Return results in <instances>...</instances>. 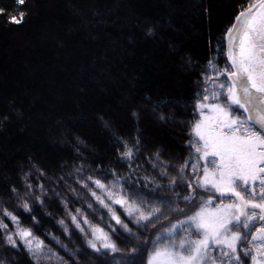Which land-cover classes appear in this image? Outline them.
Instances as JSON below:
<instances>
[{
	"label": "trees",
	"instance_id": "obj_1",
	"mask_svg": "<svg viewBox=\"0 0 264 264\" xmlns=\"http://www.w3.org/2000/svg\"><path fill=\"white\" fill-rule=\"evenodd\" d=\"M252 2L26 0L21 6L0 0V220L8 225L0 230V264H113L112 253L88 247L92 236L84 218L108 234L117 257L138 245L131 259L146 264L152 251L146 239L155 240L162 224L185 218L175 209L188 212L210 197L209 208L221 203L199 188L185 202L195 177L190 165L180 169L191 161L202 174L205 162L190 147L200 118L197 99L214 87L205 84L213 75L209 61L229 66L225 34ZM20 11L23 22L10 23L9 14L19 18ZM126 148L131 159L122 156ZM93 192L139 240L112 220ZM113 199L160 207L167 218L156 228L138 225L127 205ZM4 210L42 242V256L22 242L15 248L6 242L17 225ZM238 255L239 262L228 264H252L251 256Z\"/></svg>",
	"mask_w": 264,
	"mask_h": 264
},
{
	"label": "snow or ice",
	"instance_id": "obj_2",
	"mask_svg": "<svg viewBox=\"0 0 264 264\" xmlns=\"http://www.w3.org/2000/svg\"><path fill=\"white\" fill-rule=\"evenodd\" d=\"M25 2L16 0L21 6ZM3 14L4 10L0 9V15ZM24 16L23 11H20L19 18L15 13L9 14V22L20 24ZM225 37L229 66L220 69L209 61L208 67L213 75L206 76L205 84L212 82L214 87L210 92L205 87L202 98L198 97L196 103L200 119L192 128L194 139L190 147L195 149L197 161L205 162L202 174L201 166L191 164V161H186L180 169L183 172L190 165L195 177L188 184L191 191L184 197L185 202L195 198L199 188L212 191L214 196L221 198V203L210 210L209 205L213 203L210 197L188 212L175 209L185 218L162 224L155 240L146 239L145 243L150 241L152 244L146 264H217L218 260L221 264H228L240 261L239 252L251 256L252 264H264V0H253L243 8L235 16V22L227 29ZM221 77L225 79L220 80ZM122 156L131 159L132 149L126 148ZM161 175H167V172L162 171ZM93 183L102 190L106 188L100 180ZM171 183H176L175 178ZM92 195L109 208L112 220L129 236L140 239L100 196L95 192ZM106 195L109 199L113 197L111 191H106ZM223 199L231 202L223 203ZM113 203L122 207L127 205L126 214L129 217L135 215V222L138 225L143 223L144 227L156 228V221L167 218L160 207L148 208L145 204L125 199H113ZM196 207L199 210H195ZM23 208L30 210L27 202L23 203ZM3 214L17 225L15 233L5 236L6 242L13 248L18 241L22 242L34 257L42 256V242L35 241L30 230L19 226L16 215L7 210ZM72 220L81 232L85 231L76 216H72ZM257 221L259 227H255ZM83 223L89 225L92 238L87 240V245L92 251L112 253L113 264H135L131 257L137 254L138 245L132 246L127 257L123 253L117 257L115 254L120 250L108 234L90 225L86 218ZM7 228L8 225L0 220V230ZM194 235L197 238L193 239ZM213 249L219 252L218 256Z\"/></svg>",
	"mask_w": 264,
	"mask_h": 264
},
{
	"label": "rangeland",
	"instance_id": "obj_3",
	"mask_svg": "<svg viewBox=\"0 0 264 264\" xmlns=\"http://www.w3.org/2000/svg\"><path fill=\"white\" fill-rule=\"evenodd\" d=\"M235 22V21H234ZM226 46H227V41H226ZM200 119V118H199ZM214 204H216V203H214ZM215 207H213V208H209L210 210H212V209H214Z\"/></svg>",
	"mask_w": 264,
	"mask_h": 264
}]
</instances>
